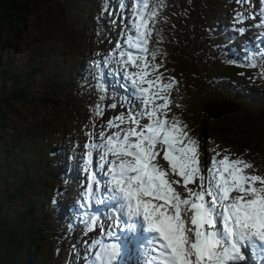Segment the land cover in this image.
<instances>
[{"label": "rangeland", "instance_id": "374dc122", "mask_svg": "<svg viewBox=\"0 0 264 264\" xmlns=\"http://www.w3.org/2000/svg\"><path fill=\"white\" fill-rule=\"evenodd\" d=\"M102 1L82 0L81 4L73 1L69 4L70 12L86 13L87 16L80 18L84 29L80 30L77 27L76 32L70 36L60 34L59 41L54 44L57 53L45 59L34 56L30 45L43 38L40 30L48 22L51 24L50 19L53 15L56 14V18L52 19L54 25L61 23V20L58 17L56 4H54L56 10L52 11H49L51 7L45 3L39 6V12L33 16L30 28L24 34L23 45L14 46L10 53L14 52V57L19 61L38 68L32 81L31 94L36 96L44 92L52 93L54 103L50 108L15 102L12 108L19 114L8 112L7 120L0 129V132L3 130L0 137V151L15 155L16 162L21 158L24 160L28 158L33 164L39 161L40 167L36 173L43 175L46 172L45 159L50 157L48 146L54 143L58 133L63 134L62 130H65L62 137L67 144L77 139L80 134H85V137L80 136L77 139L80 148L73 163L72 181L66 188L69 190L68 193L60 200L64 203V207L68 200L75 201L76 214L70 215V218L74 221L78 220L77 227L84 231L85 239L82 243L84 254L81 264H88L85 257L97 250L90 247L95 240H106V236L101 235L98 227L93 231H87L82 222L84 209L81 202L88 176L84 163L88 151L85 145L101 143L102 130L106 134L116 131L106 127L108 120L127 111L126 106H119L122 98L127 95L122 85L128 83L124 80L122 69L115 62L97 68L95 62L102 61L110 50L115 48L116 42L125 38L127 34L125 26L130 27L133 0H127L126 9L121 8L122 0H108L109 6L102 9L100 3ZM210 1L179 0L174 7H163L154 23L157 42L155 50L159 51L156 62H163L159 72L163 74L164 83L168 82L169 77L177 82L170 93L172 103L169 118L175 116L181 120L187 125L186 130L189 135L198 140L199 132L195 133L189 121L195 125L203 121L201 108L209 100H221L227 95L235 96L241 100V110L227 120L226 136L217 140L211 134L207 135L206 143L211 154L204 163L210 166L212 158L219 152L221 156L216 157L217 159L222 158L223 155H229L233 159L240 157L254 164L257 169L256 174L264 175V127L260 124L262 117L258 115L259 112H264V78L258 75L259 67L245 66L249 57L255 56L258 62L262 59L264 28L255 26L259 23L261 5L259 0H251L243 4L238 3L237 0H212V3ZM237 13L243 14L245 17L243 22L237 21ZM253 13L256 14L255 18H252ZM99 16H102V20L98 19ZM240 29L244 31L241 32ZM122 33H125V36H122ZM2 34L3 31L0 32L1 38ZM201 37L205 40L198 42L197 39ZM96 42L98 43L95 45ZM149 48L153 47L149 46ZM80 51L82 54L79 58L77 53ZM10 53L5 50L0 40V75ZM54 82L60 85L55 87L56 90H52L51 87ZM101 85L104 90H101ZM12 88L13 84L10 81L4 83L0 78V95ZM253 91L258 97V101L254 100V104L248 100ZM134 102L139 104L138 101ZM113 103L118 105L117 108L107 107L98 120L93 114L90 116L88 113L97 104L105 108ZM86 106L91 108L86 109ZM88 119L93 122L91 133L86 126H83ZM76 120L79 125H75ZM218 125V122L208 123V128ZM69 126H72L73 130L67 133ZM31 127L35 129L28 136L26 131ZM14 135L18 136L19 142L24 143L25 146L16 148L12 143ZM247 136L252 139V143H260L258 153H250L252 145L241 144L243 138ZM215 141L218 143L216 146ZM19 151H23V154L17 157ZM27 152H30V155L26 157ZM93 159L94 163L98 161V150L93 151ZM160 163L167 167L162 159ZM96 174L107 179L105 170L101 171L97 168ZM45 183L51 187V193L55 191L53 180ZM180 191L182 192L183 189ZM33 201H35L33 197L26 200L27 211L29 210L27 205ZM97 208H99L97 204L93 203L90 210ZM99 209L102 219L98 225L106 224V212L103 207ZM35 215L37 213L33 214ZM20 255L24 257L25 251L22 250ZM40 264H50L46 250L40 256Z\"/></svg>", "mask_w": 264, "mask_h": 264}, {"label": "snow or ice", "instance_id": "6c2138e0", "mask_svg": "<svg viewBox=\"0 0 264 264\" xmlns=\"http://www.w3.org/2000/svg\"><path fill=\"white\" fill-rule=\"evenodd\" d=\"M158 2L160 7L165 4ZM259 2L255 26L264 28V0ZM121 8H127V0ZM131 12L125 38L95 62L97 68L117 63L128 83L122 85L127 95L119 105L127 111L106 125L116 131L102 130L101 143L85 145L82 222L93 231L102 219L99 208L90 210L93 203L104 205L111 221L99 224L101 235L111 242L95 240L90 247L97 250L85 257L88 264H128L125 257L133 253L140 258L138 264H246L249 251L264 258V175L240 157L217 159L219 152L210 166L202 161L200 143L187 125L169 118L170 93L177 82L171 77L163 82V62H156L159 51L149 48L158 8L150 0H133ZM236 19L243 22L245 17L237 13ZM261 57L259 62L249 57L245 66L259 67L264 78ZM117 106L97 104L94 112L103 116L107 107ZM94 150L99 151L95 163ZM97 168L106 169L107 179L96 174Z\"/></svg>", "mask_w": 264, "mask_h": 264}, {"label": "trees", "instance_id": "16d2710c", "mask_svg": "<svg viewBox=\"0 0 264 264\" xmlns=\"http://www.w3.org/2000/svg\"><path fill=\"white\" fill-rule=\"evenodd\" d=\"M72 1L77 4L82 2V0H0V32L3 31L0 40H2L5 50L10 53L14 46L23 45L25 41L24 34L30 28L33 16H36L39 12V6L45 3L51 7L49 11L56 10L55 6H57L61 23L54 25L52 19L56 18V14L53 15L50 19L51 24L48 22L40 30L43 38H40L36 43H31L30 48L33 50L34 56L44 59L57 53L54 44L59 41L58 36L60 34L70 36L76 32L77 27L80 30L84 29V26L80 23V18L87 15L81 11L75 14L70 12L68 7ZM178 1L165 0L163 7H173ZM150 2L155 3L158 11L163 8L159 6L158 0H150ZM100 3L102 9L109 6L108 0H103ZM210 3H212V0ZM54 4L56 5L54 6ZM98 19L102 20V16H99ZM3 29H6V32ZM192 32H194L193 28ZM197 40L201 42L205 39L201 37ZM151 44L155 48L157 47L154 36H152ZM262 51L264 52V49ZM13 54L14 52L10 53L0 75L4 83L10 81L13 84L10 91H4L0 95V129L4 126V121L7 120L8 112L19 114L18 111L12 108L15 102H23L33 107L46 106L50 108L52 107L51 104L54 103L52 93L44 92L36 96L31 94L32 81L38 68L19 61ZM81 54V51L77 53L79 58ZM59 86V83L54 82L51 87L52 90H56L55 87ZM248 100L253 104L254 100L258 101L255 91ZM240 102V99L232 95H227L221 100H209L201 108L203 121L199 125L189 121V125L194 128L195 133L199 132L198 141L203 162L211 154L206 143L207 135L211 134L217 140L226 136L227 120L241 110ZM90 108L86 106V109ZM94 108L95 106L88 113L90 116L93 114L94 118L98 120L101 116L95 114ZM258 115L262 117L260 124L264 127V112H259ZM89 122L88 119L83 126H87ZM213 122H218L219 125L208 128V123ZM75 125H79L77 120ZM71 127L67 128V133L73 130V127ZM33 129L35 128L27 129L28 136L32 134ZM62 131L63 134L58 133L54 143L48 146L50 157L46 158L44 162L46 165L45 175L36 173V170L40 167L39 161L33 164L28 158L26 160L21 158L16 162L15 155L0 151V264H40V256L45 250L50 264H81V244L85 239L84 231L76 228L75 225L78 223L75 224L74 220L70 218V214H75L74 202H67L66 209L68 208V211L66 212L64 203L60 200L63 199L64 191L68 183L71 182L72 164L80 148L77 139L80 136L85 137V134H80L77 139L67 144L62 137L65 130ZM91 131L92 127L88 126V132L91 133ZM2 133L3 130L0 132V137ZM12 143L18 149L25 146L24 143L19 142V137L15 135ZM217 144V141H215L214 145ZM241 144L244 146L252 145L250 153H258V150H260V143H252L249 136L243 138ZM18 153L16 156L20 157L23 151ZM29 155L30 152H27L26 157ZM260 157L262 158L261 155ZM51 180L55 182V191L52 193L51 187L45 183ZM31 197L36 202L33 201L28 204L29 210L27 211L25 202ZM34 213H37V215L33 216ZM22 250L25 251L24 257L20 255Z\"/></svg>", "mask_w": 264, "mask_h": 264}, {"label": "bare ground", "instance_id": "6f19581e", "mask_svg": "<svg viewBox=\"0 0 264 264\" xmlns=\"http://www.w3.org/2000/svg\"><path fill=\"white\" fill-rule=\"evenodd\" d=\"M129 91V90H128Z\"/></svg>", "mask_w": 264, "mask_h": 264}]
</instances>
